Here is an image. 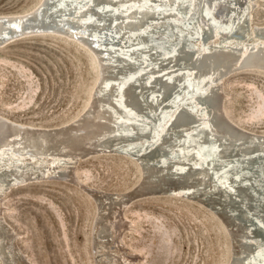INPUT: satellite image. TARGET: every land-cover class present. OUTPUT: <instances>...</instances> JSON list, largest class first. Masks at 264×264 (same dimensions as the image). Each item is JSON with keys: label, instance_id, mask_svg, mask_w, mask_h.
I'll use <instances>...</instances> for the list:
<instances>
[{"label": "bare ground", "instance_id": "bare-ground-1", "mask_svg": "<svg viewBox=\"0 0 264 264\" xmlns=\"http://www.w3.org/2000/svg\"><path fill=\"white\" fill-rule=\"evenodd\" d=\"M259 2L39 0L0 13V48L56 35L97 63L75 118L36 126L0 113V204L11 188L74 179L72 163L116 154L136 162L140 180L126 193L89 190L93 249L109 264H127L109 247L128 230L126 202L144 193L198 199L226 228L228 264H264V131L233 121L222 89L231 76L264 73V23L252 21ZM15 239L0 208V264H29Z\"/></svg>", "mask_w": 264, "mask_h": 264}, {"label": "rangeland", "instance_id": "rangeland-1", "mask_svg": "<svg viewBox=\"0 0 264 264\" xmlns=\"http://www.w3.org/2000/svg\"><path fill=\"white\" fill-rule=\"evenodd\" d=\"M38 1L0 0V13L20 12ZM252 21L264 23V3L255 7ZM41 36L0 48V113L54 126L84 110L97 63L72 39ZM222 89L227 115L244 128L264 131V73L231 76ZM94 155L72 163L74 179L56 176L5 193L1 212L29 264H109L101 247L93 249L97 209L89 190L126 193L139 182L140 171L127 157ZM159 195L128 201L121 210L128 230L109 250L127 264H228L232 243L221 218L198 199Z\"/></svg>", "mask_w": 264, "mask_h": 264}, {"label": "water", "instance_id": "water-1", "mask_svg": "<svg viewBox=\"0 0 264 264\" xmlns=\"http://www.w3.org/2000/svg\"><path fill=\"white\" fill-rule=\"evenodd\" d=\"M146 193H144L143 195H145ZM139 195H136V196H131L130 197V199H128V201H130V200H132V199H134V198H136V197H138ZM128 201L126 202V203H128ZM217 214V213H216ZM218 215V214H217ZM219 216V215H218Z\"/></svg>", "mask_w": 264, "mask_h": 264}]
</instances>
